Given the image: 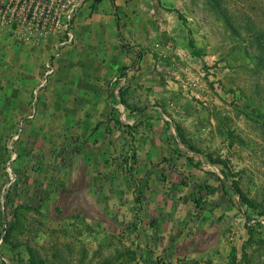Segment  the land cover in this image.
Wrapping results in <instances>:
<instances>
[{
	"label": "rangeland",
	"instance_id": "374dc122",
	"mask_svg": "<svg viewBox=\"0 0 264 264\" xmlns=\"http://www.w3.org/2000/svg\"><path fill=\"white\" fill-rule=\"evenodd\" d=\"M117 1L80 9L44 87L54 40L8 82L28 109L5 142L0 264H264V0ZM109 20L81 55L82 21ZM75 53L87 73L65 79Z\"/></svg>",
	"mask_w": 264,
	"mask_h": 264
},
{
	"label": "built area",
	"instance_id": "2783aa9c",
	"mask_svg": "<svg viewBox=\"0 0 264 264\" xmlns=\"http://www.w3.org/2000/svg\"><path fill=\"white\" fill-rule=\"evenodd\" d=\"M88 1L0 0V61L3 48L10 42L16 45L43 46L54 40V53L47 59L41 83L35 91L44 87L55 73V64L63 48L76 42L75 18ZM22 123L23 120L18 131L8 138L6 144L11 161L16 155L14 149L21 137ZM9 165L7 171H10ZM3 239L4 236L0 244Z\"/></svg>",
	"mask_w": 264,
	"mask_h": 264
},
{
	"label": "crops",
	"instance_id": "0c3cea01",
	"mask_svg": "<svg viewBox=\"0 0 264 264\" xmlns=\"http://www.w3.org/2000/svg\"><path fill=\"white\" fill-rule=\"evenodd\" d=\"M113 2V7H117L119 4L117 0H111ZM118 3V4H117ZM87 4V3H86ZM86 4L84 6H86ZM82 13V12H81ZM115 13H117L115 11ZM82 17V14L80 15ZM94 22L98 21L100 15H94ZM109 27L103 26L101 29L99 28H91L86 27L84 22L82 21V26L78 28L77 37L80 39L79 43L82 45L81 55H84L87 47H90V44H93L94 48H100L104 46L103 44L111 41L113 36V20H109ZM116 29H117V21H116ZM118 31V29H117ZM39 46H28V45H13L12 43L5 46L1 53V63L3 64L2 71V79L5 82L4 88H0V216L4 207V194L2 193V185H3V171L4 167H6L7 163V152L5 149V142L7 136L11 133V131L15 128V115L16 112L26 111L28 107H25L22 104L23 95L22 91L11 90L8 88L9 81H23L27 79V75L33 76L31 71H28V67L31 66V62H34V56L39 53ZM106 48V46H104ZM80 55V56H81ZM75 58H71L70 56H65V69L63 71L64 78L71 79H80L83 78V75L87 73L86 61L87 59L82 56L78 59L77 54L73 56ZM59 58L56 63L62 66V61ZM27 67L25 70L23 68ZM61 70H59L60 72ZM18 110V111H16ZM2 219L0 218V225Z\"/></svg>",
	"mask_w": 264,
	"mask_h": 264
},
{
	"label": "trees",
	"instance_id": "16d2710c",
	"mask_svg": "<svg viewBox=\"0 0 264 264\" xmlns=\"http://www.w3.org/2000/svg\"><path fill=\"white\" fill-rule=\"evenodd\" d=\"M117 29L119 30V33H120V29H121V24H120V20L119 18H117ZM120 99H121V103L124 104L125 106H127L126 102H124V100L122 99V92H120ZM115 108L112 109V112L115 113ZM143 112L141 111L140 115L142 114ZM189 152L191 153V155L189 154ZM173 153L177 154L178 156H183V157H186L187 160L196 168H199V155L200 153L197 152L196 150L194 149H189V151H184V150H181L180 148L178 147H173ZM197 159V163H195ZM214 166L218 167L221 174L223 175V179L221 180V186H222V189L224 191V193L230 197H233L235 195H238L241 197V199L244 200V196L241 194L237 184L235 183H231L229 182V178H230V174L229 172L226 170L225 166L221 163V162H214L212 160H209ZM195 204L196 205H199L201 204V202H196L195 201ZM248 223L251 222V219L248 218Z\"/></svg>",
	"mask_w": 264,
	"mask_h": 264
}]
</instances>
